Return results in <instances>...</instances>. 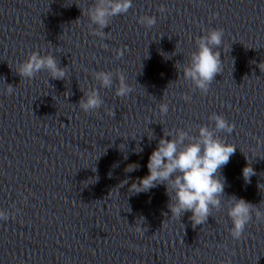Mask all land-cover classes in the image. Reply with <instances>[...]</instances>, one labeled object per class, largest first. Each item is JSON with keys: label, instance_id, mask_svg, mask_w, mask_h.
Returning a JSON list of instances; mask_svg holds the SVG:
<instances>
[{"label": "clouds", "instance_id": "clouds-1", "mask_svg": "<svg viewBox=\"0 0 264 264\" xmlns=\"http://www.w3.org/2000/svg\"><path fill=\"white\" fill-rule=\"evenodd\" d=\"M132 6L133 0H94L87 9L89 28L92 34L101 39L108 38L104 29L108 28L111 19L126 14ZM158 11L163 13L166 9L161 6ZM156 22V16L145 15L138 19V23L147 28L153 27ZM223 36V28H213L195 39L196 49L190 53L187 63L182 67L183 77L186 81L191 82L193 90H199L206 94L216 75L222 73L223 62L220 49ZM126 50V46L117 49L116 59L122 58ZM172 54L174 56L175 51ZM170 58L171 56L165 55V59ZM258 66L261 72H264V65L260 63ZM42 71H47L53 80H65L67 75V67H61L52 52L42 54L40 51H31L16 68V73L21 78L29 80L35 78ZM92 75L99 82L101 88L111 89L113 87L114 74L111 71H94ZM115 78L118 81L115 87L116 97L126 98L134 92V88L128 84L123 72H117ZM14 91L15 87L7 84L6 94L12 95ZM82 92L83 96L79 100L78 106L84 113L98 110L104 104L98 88L92 87ZM181 99L189 102L191 96L182 94ZM168 111L167 103L159 105L161 116H165ZM106 114L114 117L115 111L106 110ZM209 120L214 122V126L198 125L197 135L191 134V126L187 130L178 128L173 131H164L163 137L159 139L157 147L149 156L148 174L142 178H136L130 184L128 192L131 194L146 193L159 185H164L169 197L167 207L171 213L170 217L180 219L185 213H191L189 219L192 226L196 227L206 223L213 209L219 211L222 205L225 206L222 201L225 197L226 180L221 175V169L229 163L231 156L237 150V146L228 143L218 135L221 132L232 134L235 124L217 113H212ZM149 139L151 140L153 137L151 136ZM256 139L258 144L264 143L261 139ZM135 151L139 153L142 149L139 148V151ZM251 164L248 160L247 165L242 169L245 183H250L251 177L257 174ZM139 167L138 163H130L124 171L131 173L138 170ZM95 171L94 168L93 172ZM109 177H111V173H109ZM128 182L129 180L126 178L117 187H123ZM258 187L260 188V185ZM261 203L262 201L259 204H253L234 195L227 198V216L232 223L229 232L233 240L242 238L245 228L253 220V216L257 221L264 220V211L259 206ZM8 218V212L0 210V220L6 221ZM136 230L141 235L143 234L140 227Z\"/></svg>", "mask_w": 264, "mask_h": 264}]
</instances>
